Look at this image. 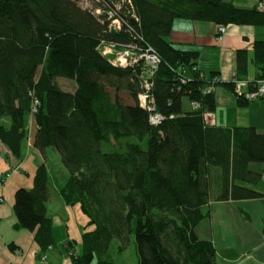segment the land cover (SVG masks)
Segmentation results:
<instances>
[{
    "label": "trees",
    "instance_id": "1",
    "mask_svg": "<svg viewBox=\"0 0 264 264\" xmlns=\"http://www.w3.org/2000/svg\"><path fill=\"white\" fill-rule=\"evenodd\" d=\"M261 3L0 0V140L20 160L29 136L41 152L59 153L69 171L62 198L79 204L94 225L82 234L81 252L69 242L70 264H116L115 240L120 253L135 243L138 264H217L213 243L200 239L196 227L210 215L211 200L264 196V170L251 167L264 164V133L209 124L205 113L216 110L217 100L207 90L222 82L213 85L219 76L197 66L198 50L168 37L177 18L264 26ZM102 42L135 55L150 48L161 62L146 77L144 58L115 65ZM250 59L256 79L264 77V40L254 42L252 53L236 51L238 78H247ZM58 78L75 81V90H64ZM146 82L150 104L165 116L158 125L141 104ZM222 85L234 91V82ZM237 98L240 107L251 103ZM14 198L15 228L34 232L42 257L56 244L45 163L33 187L18 188Z\"/></svg>",
    "mask_w": 264,
    "mask_h": 264
},
{
    "label": "crops",
    "instance_id": "2",
    "mask_svg": "<svg viewBox=\"0 0 264 264\" xmlns=\"http://www.w3.org/2000/svg\"><path fill=\"white\" fill-rule=\"evenodd\" d=\"M249 3L252 5L244 7H253L256 4L254 1ZM187 20L191 19L177 18L174 20V33L172 32L173 36L171 35L170 40L177 47L198 50L200 56L197 66L204 71L207 77L216 73L222 84L233 82L238 77L236 51L246 49L252 53L254 42L264 40V26L230 24L220 40L217 38L216 23L192 20L194 28L187 32L184 26L191 24ZM203 56L206 59H201ZM257 74L258 69L254 61L250 59L247 78L256 79ZM61 79L65 78H58V81ZM222 84H216L213 88L217 108L211 113L215 124L230 128L238 125H251L264 133V99L251 101L247 107H240L237 96ZM60 86L67 91L75 90H69L61 84ZM30 139L29 136L24 143V157L21 160L16 158L0 140V243L3 242L2 245L10 252L8 245L14 242L17 247L15 250L10 249L12 253L23 254L25 246L21 241L27 229L15 228L17 222L13 211L15 192L20 187H33L37 167L45 163L49 172L48 211L54 222L56 244L49 248L41 258L48 264H70L69 242L73 241L76 252H81L83 250L82 234L84 231L94 229V225L89 224V218L79 204L67 205L62 198L60 190L63 184L59 181V175L51 158L53 156V159L59 161L60 155L57 150L49 147L46 153H43L30 143ZM251 167L264 170V164L253 163ZM50 180L55 184L53 189L50 187ZM261 189L264 191V186ZM206 208L210 215L198 224L196 233L200 239L213 243L216 249L217 264H264V196L240 200H211ZM56 218H59L57 224H55ZM4 231L8 233V237L1 238ZM29 234L34 236V232ZM30 239L31 246L28 253L32 258L31 264H37L36 257L40 258L41 250L35 238L34 242L32 237ZM118 254L121 256L118 257ZM112 255L116 264H138L139 261L135 248H127L122 253L118 251V248L117 250L112 249ZM0 264H13V262L1 260Z\"/></svg>",
    "mask_w": 264,
    "mask_h": 264
},
{
    "label": "built area",
    "instance_id": "3",
    "mask_svg": "<svg viewBox=\"0 0 264 264\" xmlns=\"http://www.w3.org/2000/svg\"><path fill=\"white\" fill-rule=\"evenodd\" d=\"M263 6H264V3H261L260 7H263ZM97 12L99 13L100 9H98ZM109 15L110 17H112L113 13L109 12ZM112 21H113L112 22L113 24L117 25L118 27H121L120 19L115 18ZM226 30H227L226 26L218 27V34H217L218 39L221 40L224 37ZM103 45H105V49L102 48ZM100 50L105 56L110 57V61L112 63H114L115 65H120V66H127L130 64H133L139 59L144 58L145 64L147 66V69L145 71L146 77H148L149 75H152L158 68L159 63L161 62V58L159 57V55L155 53L153 50H151L150 48L146 51H143L139 55H135V53H133V51H131L129 48L116 49L114 44H107V43L102 42L100 46ZM219 81H221L220 78L215 77L212 83L213 85H215V83ZM233 82H234L233 92L236 96L244 97L248 101H255V100H260L264 98V77L257 78L255 80H248V79L236 77ZM250 86L252 87L249 88ZM150 87H151V83L146 82L145 83L146 90L140 95L141 104L142 106L146 107L148 110L152 112L151 122L153 124L158 125L162 123V121L165 119V116H163L161 113L156 111L155 106H153L152 104L153 98H151L150 93H149ZM212 89H213V86L212 88H209L207 92L211 91ZM150 102L152 103L150 104ZM193 105L197 107L200 106L199 102H194ZM205 118L209 124H215V120H214L212 113L206 112Z\"/></svg>",
    "mask_w": 264,
    "mask_h": 264
},
{
    "label": "rangeland",
    "instance_id": "4",
    "mask_svg": "<svg viewBox=\"0 0 264 264\" xmlns=\"http://www.w3.org/2000/svg\"><path fill=\"white\" fill-rule=\"evenodd\" d=\"M245 1H248V3ZM250 1H254V2H257L258 0H235V2L240 5V6H250L252 5V3H249ZM188 23L191 22V24H186L184 26V28H186V31L187 32H190L192 30V28H194V22L192 20H187ZM173 32V30H172ZM171 32L170 36L168 37L169 39L172 38L173 36V33ZM172 35V36H171ZM105 49V45H103V47ZM218 56V54H216ZM201 59H206L205 56H203V58ZM60 81V84L62 86H65L67 89L69 90H74L76 88V83L75 81L73 80H65V79H61L59 80ZM121 94H123V98L126 102H133V99L129 96L128 93H125V92H122ZM31 140V139H30ZM30 143H32L30 141ZM52 160H53V165L59 175V181L61 182V184H64L65 180L67 179L68 175H69V171L68 169L64 166V164L62 163L61 159L59 158V161L57 159H53L54 157L51 156ZM55 186V184H53V181L50 180V187L51 189H53ZM59 222V218H56V222L55 224H57ZM29 233H32L31 230H26L25 231V235L22 236V244L24 247V252L23 254L21 255H16V254H13L12 251L10 250L9 248V251L11 252H8V250H6L5 246L2 245V243H0V261L3 260V261H8V262H13V264H31V261H32V258L30 256V254L28 253V249L30 248V243H31V239L30 237H32V241L34 242V236L33 234H29ZM5 235V236H4ZM4 235H1V238H6L8 237V233L6 231H4ZM118 244L119 242L117 240H115L112 244V249L114 250H117V247H118ZM129 249H134L135 248V243L132 242L131 245H129L128 247ZM131 253V252H130ZM121 256V254H118V257ZM27 261V263H26ZM36 263L37 264H48L46 261L43 260V258H38L36 257ZM50 263V262H49ZM93 264H95V262H93Z\"/></svg>",
    "mask_w": 264,
    "mask_h": 264
}]
</instances>
